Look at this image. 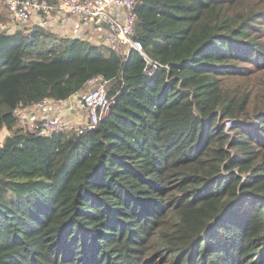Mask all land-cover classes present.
Returning a JSON list of instances; mask_svg holds the SVG:
<instances>
[{
    "label": "trees",
    "instance_id": "16d2710c",
    "mask_svg": "<svg viewBox=\"0 0 264 264\" xmlns=\"http://www.w3.org/2000/svg\"><path fill=\"white\" fill-rule=\"evenodd\" d=\"M136 11L151 77L134 50L0 29V264H264V0ZM94 76L114 104L93 129L17 117Z\"/></svg>",
    "mask_w": 264,
    "mask_h": 264
},
{
    "label": "built area",
    "instance_id": "2783aa9c",
    "mask_svg": "<svg viewBox=\"0 0 264 264\" xmlns=\"http://www.w3.org/2000/svg\"><path fill=\"white\" fill-rule=\"evenodd\" d=\"M6 6L17 29L29 31L32 24H39L50 16L71 15L79 26L95 31L103 39V44L127 56L130 50L139 52L144 61L143 74L153 76L161 65L148 57L140 41L132 38L137 20V0H1ZM79 28V27H78ZM107 81L94 76L83 89L63 102V110L55 107L58 101L41 99L29 109L17 110L16 115L22 125L37 136L49 137L55 133L72 130L74 115L84 116L83 122L75 127L77 134L93 129L114 104L113 96L107 95ZM226 130L231 121L224 122Z\"/></svg>",
    "mask_w": 264,
    "mask_h": 264
},
{
    "label": "crops",
    "instance_id": "0c3cea01",
    "mask_svg": "<svg viewBox=\"0 0 264 264\" xmlns=\"http://www.w3.org/2000/svg\"><path fill=\"white\" fill-rule=\"evenodd\" d=\"M0 7H1V5H0ZM54 19L56 21H58V26L61 28L60 30H62L65 33L64 35L59 34L60 36H63V37H71V38L80 37V38H82L84 40L89 41L92 44H97V45L98 44H103V41H102L103 38L101 36H99L95 31H92L91 29H89V28H87L85 26H82V25L79 26V22L74 17H72L71 15L70 16L67 15L65 17L55 16ZM43 22H45V20ZM43 22L39 23V25H42L43 27H45L42 24ZM10 26L11 25L9 23H7V22L2 23V24L0 23V29L6 28L9 31L16 29L15 26H14V28H11ZM72 32L74 34H72ZM85 90H87V87L85 88ZM58 102L59 103H57L55 105V107H59L60 106L59 109H58V111H61V110H63V102L62 101H58ZM27 109H29V108L18 109V110L25 111ZM79 116H81V115H79ZM74 117L76 118L75 115H74ZM81 121H83V119ZM83 122L85 123V119H84Z\"/></svg>",
    "mask_w": 264,
    "mask_h": 264
},
{
    "label": "rangeland",
    "instance_id": "374dc122",
    "mask_svg": "<svg viewBox=\"0 0 264 264\" xmlns=\"http://www.w3.org/2000/svg\"><path fill=\"white\" fill-rule=\"evenodd\" d=\"M54 15H52V16H50V18L49 19H46L45 20V22H43L42 24L49 30V31H51V32H56V33H58V34H61V35H64L65 33L62 31V30H60L61 28L58 26V21H56L55 19H54V17H53ZM5 20H6V22L7 23H9L11 26V28H14V26L15 27H17V24H15L14 22H13V20H12V18H11V16L10 15H8L6 18H5ZM61 22V21H60ZM33 25H37V24H32V26ZM83 33V32H82ZM72 34H74L73 32H72ZM84 34V33H83ZM59 70H57V71H54V72H49V73H41L40 75L42 76V77H45V78H47V79H49V80H53V79H55L56 77H57V75L59 74ZM76 116V118H72L71 120H72V127H73V129L72 130H74L75 131V127H78L79 125H81V123L84 121V116H79V115H75ZM83 119V121H81ZM226 130V129H225ZM226 132H229V130H226ZM6 135V133L5 132H2V136H1V138H0V141H2V139L4 138V136Z\"/></svg>",
    "mask_w": 264,
    "mask_h": 264
}]
</instances>
